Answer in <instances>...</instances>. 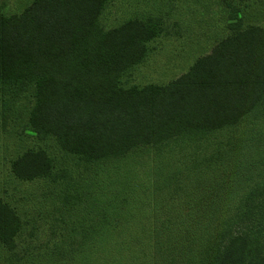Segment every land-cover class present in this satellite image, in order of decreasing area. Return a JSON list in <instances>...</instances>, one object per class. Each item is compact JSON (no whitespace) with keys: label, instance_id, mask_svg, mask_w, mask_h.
I'll list each match as a JSON object with an SVG mask.
<instances>
[{"label":"trees","instance_id":"obj_1","mask_svg":"<svg viewBox=\"0 0 264 264\" xmlns=\"http://www.w3.org/2000/svg\"><path fill=\"white\" fill-rule=\"evenodd\" d=\"M106 1L5 13L0 0V97L27 99L22 134L59 152L8 160L16 182L52 195L45 240L26 248L44 243L45 264H264V26L221 0L209 50L139 85L130 76L164 32L163 3L105 27ZM136 150L148 154L128 159ZM31 222L0 197V245L14 249Z\"/></svg>","mask_w":264,"mask_h":264},{"label":"rangeland","instance_id":"obj_2","mask_svg":"<svg viewBox=\"0 0 264 264\" xmlns=\"http://www.w3.org/2000/svg\"><path fill=\"white\" fill-rule=\"evenodd\" d=\"M27 1L1 0L2 10L5 13L18 12ZM161 2L163 5H159L158 13L163 12L164 32L149 43V47L153 48L152 54L132 72L130 80L133 84L166 83L173 79L186 71L197 56L208 51L212 41L220 33L222 19L218 9L224 5L221 0H170V2L161 0ZM105 4L100 18V23L105 27L115 26L133 17L136 12H146L148 8L145 6L147 5L145 0H108ZM232 4L242 9L246 23L264 26V14L260 13L264 11V0H232ZM184 26L183 37L181 34L176 35L177 30ZM27 106V99L0 97V124L1 120L5 123L3 126L0 125V197L12 205L20 216L35 218V222H31L34 226L32 229L31 225L23 227L22 234L16 238L17 244L14 249L7 250L0 245V264H45V257L41 261L39 256L44 253V243L40 249L26 247L31 243L36 245L44 242L47 196L52 195L45 194L47 189L40 183L16 182L7 171L8 160L28 148L42 147L50 155L59 154L51 141L22 134L20 127L26 120ZM256 119L263 130L264 103L257 109ZM147 154L148 152L136 150L128 155V159L143 158ZM29 231L34 235L28 234Z\"/></svg>","mask_w":264,"mask_h":264}]
</instances>
